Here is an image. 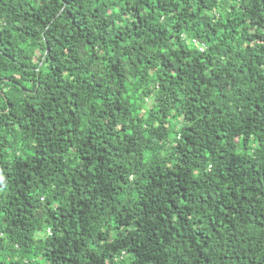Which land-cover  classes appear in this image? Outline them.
Here are the masks:
<instances>
[{"label": "trees", "instance_id": "trees-1", "mask_svg": "<svg viewBox=\"0 0 264 264\" xmlns=\"http://www.w3.org/2000/svg\"><path fill=\"white\" fill-rule=\"evenodd\" d=\"M0 264H264V0H0Z\"/></svg>", "mask_w": 264, "mask_h": 264}, {"label": "built area", "instance_id": "built-area-1", "mask_svg": "<svg viewBox=\"0 0 264 264\" xmlns=\"http://www.w3.org/2000/svg\"><path fill=\"white\" fill-rule=\"evenodd\" d=\"M199 49H202L201 46L199 47Z\"/></svg>", "mask_w": 264, "mask_h": 264}]
</instances>
